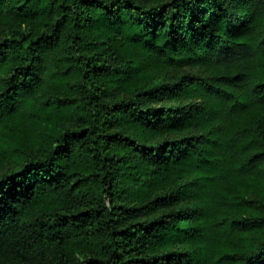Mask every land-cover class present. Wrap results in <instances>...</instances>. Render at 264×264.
Here are the masks:
<instances>
[{"label":"trees","instance_id":"16d2710c","mask_svg":"<svg viewBox=\"0 0 264 264\" xmlns=\"http://www.w3.org/2000/svg\"><path fill=\"white\" fill-rule=\"evenodd\" d=\"M0 264H264V0H0Z\"/></svg>","mask_w":264,"mask_h":264}]
</instances>
